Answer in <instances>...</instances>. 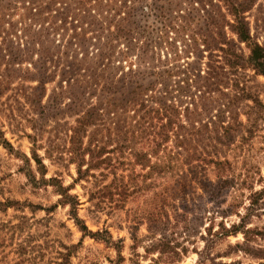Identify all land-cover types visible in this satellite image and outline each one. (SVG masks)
I'll return each instance as SVG.
<instances>
[{
	"label": "trees",
	"instance_id": "trees-1",
	"mask_svg": "<svg viewBox=\"0 0 264 264\" xmlns=\"http://www.w3.org/2000/svg\"><path fill=\"white\" fill-rule=\"evenodd\" d=\"M217 1L226 7V13L215 0H208L206 4L212 9L211 14L206 11L205 3L199 4L196 0H189L190 7L186 9L182 5L187 1L181 0H157L153 6L146 7L148 12L152 11L155 15L159 12L158 17L163 20L169 21L167 14H175L173 20L184 21L180 26L174 24L173 20L166 25L168 32L182 33L186 37L183 38L184 48L180 52L169 37L164 43L175 46L171 48L174 52L169 54L170 58L168 55L162 59L154 52L155 42L147 43L140 47L138 69L133 70L130 66L128 72H124L123 67L114 68L112 72L109 69L118 58H127L132 51L138 50L130 32L110 34L106 44L97 48V53H91V56L88 47L98 44H92L84 33L80 37V45L87 55L84 54L85 57L81 59L77 57L71 65H66L69 63L66 60L69 51L68 55L64 52V62L58 70L47 66L53 63V41L49 40L51 48L42 51L44 61L41 67L36 74L26 78L38 83L32 88V94L27 96L35 112L27 120L33 132L26 134L32 144L31 157L16 152L1 130L0 145L24 161L27 165L25 175L34 188L52 186L60 200L50 208L12 201H7L3 206L18 211L30 208L33 213L45 211L47 215L58 206L68 207L69 216L83 238L88 237L113 248L117 253L113 264H123V240H114L108 229L90 230L79 215L82 203L71 191L82 182L99 188L109 175H114L116 181L119 177L117 170L124 169L121 166L125 165L121 159H128L133 166L144 171L149 169L151 186L154 184L158 188H161L162 181H176L178 185L176 179L183 182L180 188H248L249 203L244 206L243 213L237 214L239 221L233 223L228 231L235 236L242 234L244 241L238 245L240 251L264 264V228L253 225L254 218L264 217V176L261 172L258 174L261 189L255 190L253 174L240 173L236 176L237 168L229 157L236 148L235 144H249L257 138V133L262 130L260 126L264 124V102L245 81L248 71L264 78V46L249 38L246 41L249 54L245 55L224 30L227 25L233 27L227 17H232L234 22L243 20V15L252 6L250 1ZM168 2L169 7H166ZM62 37L65 38V35ZM95 39L98 41L100 38ZM121 41L125 42L127 51L118 50ZM70 44L69 39L66 45ZM15 61L18 60L10 59V68ZM13 77L14 72L9 71V78ZM57 77V91L44 104L47 85L54 83ZM243 116L246 117L245 121L241 118ZM65 117L74 118V125L67 128L70 133L68 148L55 144L45 146L43 141L48 124L59 123ZM65 127L68 124L65 123ZM143 142H147L148 150L137 149L139 143ZM39 151H45V156L42 157ZM63 153L68 156V162L76 167L77 177L68 186L57 176L46 177L48 166L45 161H63ZM31 161L35 163V171ZM208 172L213 174V182L207 179ZM120 177L125 178L124 175ZM143 178L147 179L146 175ZM223 193L220 190L212 194L211 198L217 205L221 203ZM187 209L183 208L180 213V208H177L175 213L183 219L187 216ZM215 209L212 210L214 214ZM206 211L200 220L204 219ZM222 213L227 214L228 211ZM191 215L197 216L194 213ZM145 217L142 222L146 221L148 235L143 238L138 235L144 223L134 220L130 226L133 250L143 246L146 254H137V258L132 260L133 264H140L139 258L150 257L149 264H180L187 250L181 249L167 236L162 212L154 211ZM10 227L14 234L22 229V225ZM208 232L211 235L212 230L208 229ZM191 233V229L186 228V234L190 236ZM158 235H161L160 238ZM62 247L65 252H57L52 264H71L72 257L82 247V240L77 244H63ZM44 251L46 249L42 246L32 244L27 239L16 250V264H29L34 259L43 258ZM155 254H158L157 258H153Z\"/></svg>",
	"mask_w": 264,
	"mask_h": 264
},
{
	"label": "rangeland",
	"instance_id": "rangeland-1",
	"mask_svg": "<svg viewBox=\"0 0 264 264\" xmlns=\"http://www.w3.org/2000/svg\"><path fill=\"white\" fill-rule=\"evenodd\" d=\"M156 1L0 0V130L16 152L31 157L32 144L26 134L33 132L27 120L33 117L35 112L28 103L27 96L32 94V88L38 83L26 78L28 75L36 74L41 67L44 61L42 51L51 48L49 40L53 41V48H59L58 51V48L54 50L51 48L53 63L47 66L53 70H58L63 64L64 52L68 55L69 51V57L66 59L69 63L66 65H71L77 57L81 59L84 54L87 55V51L80 45V37L84 33L92 44H98L96 47H88L90 56L91 53H97V48L106 44L110 34L118 31L133 34V42L138 50L132 51L127 58H118L110 66L111 72L117 67H123L124 72H128L130 66L133 70L138 69L137 57L141 52L140 47L143 48L150 42H155L154 52L162 59L172 54L174 51L171 48L175 46L182 52L183 38L186 37L182 33L168 32L166 28L175 14L171 16L167 14L169 17L167 21L158 17L159 12L155 15L152 11L146 10V7L153 6ZM181 1H187L183 3V9L190 7L189 0ZM196 1L199 4L205 3L206 11L212 13V9L206 5L208 0ZM248 1L252 6L243 15V20L234 22L232 17H227L233 27L227 25L224 29L227 37L238 49H242L245 55L249 54L246 49V41L249 38L264 46V0ZM215 3L224 7L217 0ZM169 4L168 2L166 7H169ZM159 5L164 4L159 3ZM223 13H226V7L223 8ZM183 22V20H173L177 26L184 24ZM64 35L65 38L62 37ZM95 37L100 39L96 41ZM169 37L170 42L176 43L173 44L175 46L170 47L164 43ZM69 39L72 45H66ZM125 46V42L121 41L118 50L127 51ZM12 58L18 61H15L10 68L9 61ZM60 60L61 63L58 62ZM9 71L14 72L13 79L9 78ZM103 74L108 77L107 73L103 72ZM245 76L247 85L264 102V78L255 76L252 71H248ZM58 85V77L54 83L47 85L48 93L44 104H47L53 92L57 91ZM241 118L246 120L245 116ZM65 123L68 127H65ZM73 125V117H65L59 123H49L43 144L45 146L55 144L67 149L70 135L67 128ZM260 127L262 130L257 133V138L249 144H235L236 148L229 156L237 168L236 176L240 173L250 176L253 174L256 179L255 190L261 189L257 181L258 174L261 172L264 176V124ZM147 142L139 143L137 149L148 150ZM39 154L44 157L45 151H39ZM63 156L65 159L63 161H45L48 166L46 177L57 176L68 186L77 177L76 167L68 162L65 153ZM129 159L133 162L132 157ZM121 161L125 162V165L121 166V168L124 166V169L117 170L119 177L116 181L114 175H109L103 179L99 188H92L91 184L82 182L71 191V194L79 197L82 203L79 215L90 230L95 232L108 229L114 240H123L122 256L125 260L123 264H133L132 260L137 258V254L146 255L143 246L133 250L130 226L133 225L134 220L144 223L140 226L138 235L140 238L148 235L146 221L142 222V220L154 211L162 212L163 228H166L170 240L176 242L181 249L187 250L180 264H259L261 262L240 251L238 245L244 241L242 234L235 236L228 231L233 223L239 221L237 214L243 213L244 206L249 203L248 188H180L183 183L180 179H176L178 185L176 181L173 183L171 180L162 181L161 188H158L154 184L151 186L149 169L144 171L140 167L133 166L129 164L128 159ZM31 166L35 171L34 161H31ZM26 169L27 165L24 161L0 145V264H16L18 261L16 250L19 244L27 239H30L32 244L46 249L43 258L34 259V262L29 264H52L51 261L57 257V252H65L63 244H77L81 240L82 247L72 257L71 264H113L117 258L116 251L91 238H83L69 216L68 207L58 206L53 213L47 215L45 211L33 213L30 208L18 211L3 206L7 201H12L50 208L60 200V196L52 186L34 188L25 175ZM122 175L125 178H121ZM144 175L147 179L143 178ZM212 175L208 172L207 179L211 182L214 181ZM220 190L224 193L221 203L217 205L211 196ZM177 208H180V213L183 212V208H188L187 216L183 219L177 216L175 213ZM214 208H217L215 214L212 211ZM205 209L206 215L200 220ZM224 211L228 213L223 214ZM192 213L197 216L193 217ZM167 216L170 218L169 221ZM11 225H22V229L14 234L10 230ZM253 225L260 229L264 228V217L254 218ZM188 227L192 232L190 236L186 234ZM208 229L212 230L211 235ZM160 236L158 235V238ZM157 257L158 254L153 255V258ZM150 259L151 257L139 258V261L140 264H149Z\"/></svg>",
	"mask_w": 264,
	"mask_h": 264
}]
</instances>
